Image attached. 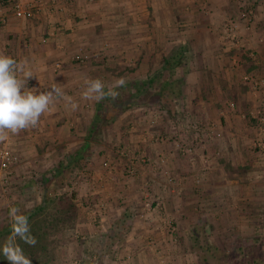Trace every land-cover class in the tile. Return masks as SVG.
Listing matches in <instances>:
<instances>
[{
    "label": "rangeland",
    "instance_id": "1",
    "mask_svg": "<svg viewBox=\"0 0 264 264\" xmlns=\"http://www.w3.org/2000/svg\"><path fill=\"white\" fill-rule=\"evenodd\" d=\"M0 1L27 7L28 0ZM254 7L246 3L224 18L221 48L230 51L234 46V54H244V37L263 38L264 32L251 27L259 15ZM180 14L176 10L181 21ZM180 21L172 29L160 25L158 43L136 40V27L127 29L126 43L107 39V89L119 77L127 84L100 108L94 154L88 159L68 164L71 156L62 152L57 163L47 158L46 166L24 168L15 149L6 139L0 141V149L7 147L16 155L7 168L0 161V223L14 214V205L28 208L45 192L74 195L77 217L73 225L52 235V264H264V107L238 110L228 88L224 108L241 111V121L220 123L203 88L188 81L170 102L171 113L161 107L157 95L131 97L138 85L162 71L165 55L184 46ZM168 36L173 37L169 45ZM201 44H190L175 77L194 71L197 80L205 68ZM83 50L78 53L83 60L75 57L78 62L88 59ZM246 63L240 58L230 62L241 72ZM248 72L239 75L240 83L254 95L264 80ZM204 74L205 79L209 74ZM205 80L213 81L211 76ZM208 246L213 247L211 253L206 252Z\"/></svg>",
    "mask_w": 264,
    "mask_h": 264
},
{
    "label": "crops",
    "instance_id": "2",
    "mask_svg": "<svg viewBox=\"0 0 264 264\" xmlns=\"http://www.w3.org/2000/svg\"><path fill=\"white\" fill-rule=\"evenodd\" d=\"M164 1L28 0L24 5L36 11L31 17L17 16L13 5L0 1V54L12 57L32 71L34 77L28 79L27 88H36L39 94L53 86L60 87L66 98L58 99L50 106L36 127L7 136L6 142L18 153L24 168L46 166L44 161L47 158L57 163V156H62V152L71 156L68 164H77L78 160L82 163L84 157L88 159L94 154V123L97 117L100 118L99 110L106 104V99L96 102L83 98L82 93L90 79L102 80L106 90L109 86L110 73L104 65V58L110 55L105 46L107 39L115 37L126 43L127 29L136 27V40L158 43L159 26L165 24L172 29L180 21L176 18V10L182 17L179 23L184 28L182 44L185 52L189 53L190 44L194 41L202 43L203 49L199 55L204 60V70L196 75L197 80L192 78L194 71H191L184 77L185 81L198 82L200 90L203 88L206 102L214 105L219 122L239 123L241 111L238 110L241 107L254 111L257 107H264V84L252 95L250 89L240 83L239 76L249 69L252 77L264 80V36L261 40H258V34L257 39L244 37L248 47L244 54H234V46L229 51L228 48H221L220 44L223 41L220 32L223 31L224 18L237 14L246 3L256 6L254 9L259 14L251 26L252 30L264 32V0ZM166 41L169 45L173 37L168 36ZM80 49L87 53L86 62L75 60ZM239 58L247 61L243 72L230 64ZM205 72L213 81L205 82L208 77L204 79ZM220 79H226L227 83L222 85ZM205 83L210 86H204ZM210 88L213 89L209 92ZM228 88L235 95L238 112L224 108V104L228 103H224L223 92ZM212 92L214 96H211ZM69 100L78 104L77 110L71 109ZM253 110L250 112L253 113ZM244 122L250 123L249 120Z\"/></svg>",
    "mask_w": 264,
    "mask_h": 264
},
{
    "label": "trees",
    "instance_id": "3",
    "mask_svg": "<svg viewBox=\"0 0 264 264\" xmlns=\"http://www.w3.org/2000/svg\"><path fill=\"white\" fill-rule=\"evenodd\" d=\"M184 56L185 47L180 46L164 57L162 71L150 76L144 85H138L131 97L144 99L157 95L161 107L171 113L170 102L179 95L185 82L184 77H175ZM77 212L74 195L68 194L51 196L45 192L37 204L28 208L14 205V214L0 223V264H52L56 257L52 235L73 225ZM199 233L198 230L194 236L197 242ZM212 251L213 247H206L207 253Z\"/></svg>",
    "mask_w": 264,
    "mask_h": 264
},
{
    "label": "clouds",
    "instance_id": "4",
    "mask_svg": "<svg viewBox=\"0 0 264 264\" xmlns=\"http://www.w3.org/2000/svg\"><path fill=\"white\" fill-rule=\"evenodd\" d=\"M32 77V71L26 69L23 63L0 54V141L6 139L9 134L18 135L36 127L41 116L50 110V106L58 99L65 98L60 87L53 86L39 94L38 89L27 88V81ZM126 84V79L119 77L115 79L113 86L106 90L102 80L90 79L82 96L96 102L106 98L115 100L119 96L116 89L125 87ZM69 103L73 111L77 110L78 104L70 100Z\"/></svg>",
    "mask_w": 264,
    "mask_h": 264
},
{
    "label": "built area",
    "instance_id": "5",
    "mask_svg": "<svg viewBox=\"0 0 264 264\" xmlns=\"http://www.w3.org/2000/svg\"><path fill=\"white\" fill-rule=\"evenodd\" d=\"M14 11L15 14L19 17H31L34 12L33 10H30L28 7L23 6L19 2L14 5ZM77 59L83 60V56L77 54L75 56ZM16 160V155L15 153L5 147L0 149V161H1V167L2 168H7L9 167L10 164H12Z\"/></svg>",
    "mask_w": 264,
    "mask_h": 264
}]
</instances>
